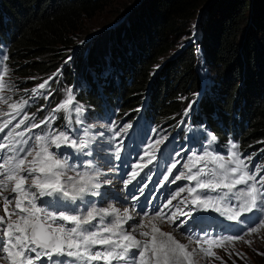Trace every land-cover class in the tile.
Listing matches in <instances>:
<instances>
[{"label": "snow or ice", "instance_id": "1", "mask_svg": "<svg viewBox=\"0 0 264 264\" xmlns=\"http://www.w3.org/2000/svg\"><path fill=\"white\" fill-rule=\"evenodd\" d=\"M8 60V55L0 56V105L7 109L0 107V207L4 212L0 215V259L6 264H199L201 253L216 257L213 246L224 248L225 241L242 240L243 236L213 237L205 232L189 235L187 243H182L157 222L172 224L180 217L192 219L194 213L214 211L244 225L248 214L259 213L258 224L244 234L264 229V163L253 165V157L244 155L239 143L231 140L226 155L210 147L190 152L182 165L184 170L171 180L188 183L154 215L145 212L136 221L128 208L97 207L87 198L103 197L105 193L100 190L111 181H101L104 173L90 159L93 150L100 154L107 140L108 147L114 149L110 154L119 160L123 141L116 138L130 125L117 131L113 122L108 129L110 137L104 132L94 133L96 125H85V108L72 89H67L51 113L37 122L36 113L26 111L29 101L52 95L50 81L59 70L34 86L28 99H14L10 93L16 88ZM190 110L191 104L185 115ZM59 113L66 123L56 128ZM208 137L209 146L217 141L214 133ZM155 147L149 144L140 157V161L148 158L146 164L138 161L132 165L125 188L140 175L137 169L142 171L156 159ZM180 163L175 160L168 174ZM168 180L169 175H165L164 181ZM140 192L143 194V188ZM45 197L49 202L43 200ZM132 199L138 201L139 197ZM57 204L67 210H60ZM166 209L174 211L166 213Z\"/></svg>", "mask_w": 264, "mask_h": 264}, {"label": "trees", "instance_id": "2", "mask_svg": "<svg viewBox=\"0 0 264 264\" xmlns=\"http://www.w3.org/2000/svg\"><path fill=\"white\" fill-rule=\"evenodd\" d=\"M110 1L0 0V56L8 55L13 80L30 88L33 77L61 67L72 87L75 76L83 82L75 96L94 116L173 129L186 125L184 103L199 90V45L207 84L189 124L264 163V0H204L196 45L182 41L201 0H134L62 65L82 20Z\"/></svg>", "mask_w": 264, "mask_h": 264}, {"label": "rangeland", "instance_id": "3", "mask_svg": "<svg viewBox=\"0 0 264 264\" xmlns=\"http://www.w3.org/2000/svg\"><path fill=\"white\" fill-rule=\"evenodd\" d=\"M133 1L134 0H111L108 5H106L102 10L98 11L94 16L83 19L79 31L73 37V40L76 43H74V45L68 49L70 50V52L68 56H66L61 62L62 65L64 64V66H67V62L68 60H70V55H77L80 47H82L83 49H86V47L91 48L92 41L96 40L100 34L102 35V32L111 30L127 14L128 10H130L131 8L130 6ZM199 3L200 4L196 8L195 12H192L191 16L192 18L190 24L192 25V32L184 36V41L182 42L196 45L198 39V31L196 30V28H198L199 24L201 23L200 17L203 14L202 10L206 6L204 5V0H201ZM182 45L183 43H178L175 50L180 48ZM196 47L197 56L199 59L198 66L200 67V84L199 90L193 93L192 96L188 98L184 103L185 107L182 111V115L186 120L190 119L192 113L194 112L195 102L200 92L205 88L207 84L205 70L201 65L202 59L199 45H197ZM175 50H173L172 53H174ZM160 61L162 63L164 59ZM60 68L50 72V74L47 73L46 75L35 77L36 79H32L36 81L34 85L36 86L39 83L43 82L44 79L53 76V74L57 73L59 70L58 75H56L53 80L50 81L49 89L52 92V97L54 95H56V97H51V99H49L50 97H48L47 99H45L43 96H38L29 101L30 107L27 108L26 111L29 114L36 113L37 122L51 113V110L66 96L67 89H72L73 94L75 95L77 88H83L84 86L83 82L80 81L81 84L79 83V77L75 76L78 82H76L74 84V87H72V85L67 82L64 72L60 70ZM104 72H107V69H105ZM11 79L14 82L16 88V91L10 93L13 98L28 99V97L30 96V90L34 86L30 88H21V84H18L15 80H13L14 76L12 73ZM25 90L28 91L26 92ZM79 103L82 104L85 108V125H96V127L92 129L94 133L104 132L105 137H110L111 132H109L108 129L111 127L113 121L98 119L95 118V116L93 117V114L88 111V107L82 102ZM189 104H191V110L188 111L187 115H185V110L188 108ZM41 106H43V110L38 111ZM0 107H4L5 111H7L6 106L0 105ZM62 116L63 113L57 114V120L54 122V127L61 128L65 125L66 122L62 118ZM20 118L22 117H18L17 120H19ZM114 122L117 131L122 129L125 125H130L126 133H121V136L116 138L117 140L123 141L120 159L117 160L115 159L114 154H110L114 152V149L108 147L107 140H104L103 142V151L100 154H97L96 150L94 149L93 156L90 158L93 160V163L99 168V170L104 173V175L101 176V181H111V183L106 187V192L108 193L106 199L101 198L102 200H100V202H96L94 201L96 200V198H87L93 200L96 204L98 203L99 205H103L110 201L112 202L111 204L127 206L134 212H139L140 209L146 206L148 210L155 213L163 207V205L169 198H171V195L174 194L179 189V187H183L188 183V181L186 180H180L176 181V183H171V180H173L175 175L179 174L180 171L184 170L182 165L187 160V156L190 152H200L204 148L210 147V150L214 149L226 155L228 142L226 143L222 151L218 149L220 147L215 146V143L209 146L208 134H206L203 130H201L200 132L197 131L196 127L188 126L186 134L183 136L182 140H180L177 134L180 128L183 127H181V125L180 127H177V129L169 130L167 128L166 130H156L154 128L146 129L143 125L139 126L125 120H122L118 124H116L117 121L114 120ZM13 123H16V121H14ZM161 140H163V143H156L157 141ZM149 144L156 145L155 149L152 150L156 159L153 160L151 164H148L147 167H144L142 171H140V169H137V171L140 172V175L137 176V178L131 184H129L127 188H125L124 181L128 179V174L132 171V165L140 161V157L143 155L146 146H148ZM64 151L67 153L71 152V150L69 149H65ZM177 153H179V156H177ZM84 159L89 158L85 157ZM147 159L148 158L145 157V159L143 161H140V163L142 165L146 164ZM177 159H179L181 163L177 165V168L173 170L172 174H168V167H170V165ZM76 162L79 163V161ZM107 174H109L110 177L106 178ZM165 175H169L168 181H164ZM118 177H121L123 179L122 182L117 181ZM116 182L119 183V189H117L118 187ZM145 185H147V187H144ZM141 188H143V194H141L140 192ZM124 191H127V194H125ZM131 191H134V196L139 197L138 201H134L133 205H130L129 203L123 204L120 199L131 196ZM43 200L45 202H49V198L47 197L43 198ZM176 203H178V201H173V204ZM56 207H59L60 210H67L59 204L56 205ZM52 210H55V207ZM171 211H174V209L165 210L166 213H170ZM197 214L198 213H194L193 216H196ZM0 215H4L2 207H0ZM136 215H140V217L141 215L143 216V214L140 213H137ZM213 215L214 214H210L206 216V218L202 220L203 222L201 224H193V218L188 219L185 217H180L175 223L172 224L166 223L165 221L160 223L166 231H169L170 229L177 230V239L181 240L182 243L184 242V240H187V237L189 235L196 236V230H202L198 232V236L203 235L205 232L210 233L213 237L229 235L243 236L242 240H236L231 243L225 241L224 248L213 246L212 250L216 253V257H219V259L211 256L205 257L201 253L197 257L199 264H264V229H261L258 233H253L248 236L244 234L245 232H247L248 228L258 224L260 216L259 213L256 214L255 220L246 221L244 225L237 224L235 229L237 231L240 229L241 231L239 233L235 232L233 229H228V227H226V223L228 222L227 219H225V225H221V223H218L217 227H219L220 225L221 226L218 229H215V225L212 224L214 221ZM138 220L139 217L136 221ZM181 221L184 222L181 223ZM132 223L133 221L129 222V224ZM247 241H251V243H247ZM192 246L195 247V245Z\"/></svg>", "mask_w": 264, "mask_h": 264}, {"label": "bare ground", "instance_id": "4", "mask_svg": "<svg viewBox=\"0 0 264 264\" xmlns=\"http://www.w3.org/2000/svg\"><path fill=\"white\" fill-rule=\"evenodd\" d=\"M108 177H110V175L109 174H107V177L106 178H108ZM117 183V189H119V183L118 182H116ZM108 186V184H106V185H104V187H102V189L100 190L102 193H103V191H104V193H105V199H106V197H107V192H106V190H107V187ZM133 191L131 192V196H127L126 198H121L122 200H123V202L124 203H133L134 202V200L132 199V197H133ZM98 198H100V197H98ZM96 202H97V200H96ZM112 202H107V203H105V204H103V205H99L98 203L96 204V206L97 207H108L109 205H115L116 207H118V208H120L121 210H123L124 209V207L125 208H128L127 206H123V205H117V204H111ZM130 206V205H129ZM129 209V208H128ZM129 212H130V214H132L134 217H136V220H137V218L138 217H140V215L139 216H137L136 214L138 213H140V214H144L145 212H147V213H149V211H148V209L146 208V207H144V208H142V209H140L139 210V212H137V211H132V210H130L129 209ZM196 214V213H195ZM210 214H214L213 216H214V221H213V223L212 224H214L215 225V229L217 228V225H218V223H221V224H224L225 225V217L224 216H221L220 214H218V213H216V212H214V211H208V212H199L196 216H193V220H194V223L193 224H200V223H195V222H200V221H202V220H204V218H206V216H208V215H210ZM256 214L257 213H252V214H248L247 215V220L246 221H251V220H255V216H256ZM194 215V214H193ZM142 216V215H141ZM130 222V221H129ZM165 222L166 223H168L166 220H165ZM158 223V226L163 230V231H166L165 230V228L161 225V223L160 222H157ZM228 223V222H227ZM227 223H226V225H227ZM248 223V222H247ZM253 223V222H252ZM236 226H237V223H236V225L234 226V227H230V228H228V229H233L235 232H240L241 230L239 229L238 231L235 229L236 228ZM126 227H127V225H126ZM227 227V226H226ZM170 232H173V234L176 236V238L178 237L176 234V232H177V230H175V229H170L169 230ZM190 231H191V229H190ZM245 231V230H244ZM241 234H242V232H241ZM248 236V235H247ZM183 243H187V240H184V242ZM0 264H6V261H4L3 259H0Z\"/></svg>", "mask_w": 264, "mask_h": 264}]
</instances>
